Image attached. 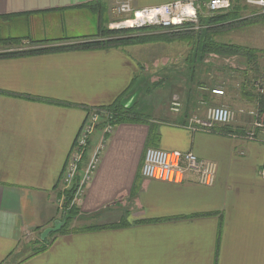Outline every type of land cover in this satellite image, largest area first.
<instances>
[{
  "label": "crops",
  "instance_id": "0c3cea01",
  "mask_svg": "<svg viewBox=\"0 0 264 264\" xmlns=\"http://www.w3.org/2000/svg\"><path fill=\"white\" fill-rule=\"evenodd\" d=\"M111 7L109 0H0V26L11 33L28 30L27 36L0 37V51L94 39ZM251 14L259 11L243 15ZM206 16L203 10L199 20ZM233 31L216 40L231 42ZM173 43L184 48L181 68L196 67L190 46ZM150 44L0 55V264H264L263 144L217 127L191 132L183 126L193 114L203 117L204 105L212 102L264 110V93L255 94L252 85L259 80L264 86V56L255 53L253 67L243 68L240 89L231 94L219 74L229 72L222 63L229 58L217 55L208 56L204 71L184 83L167 82L162 72L143 79L140 51ZM136 83L146 98L142 94L136 102L137 93L126 101ZM219 85L224 96H211L209 89ZM169 86L182 90L179 114L169 111ZM115 101L132 107L136 117L113 124L105 136V123L95 125L81 151L78 183L97 150L99 161L75 203L73 230L48 234L46 247L31 254L46 239L42 232L61 219V193L72 183L64 187L61 178L87 111ZM248 120L239 117L229 132L243 131ZM147 146L192 151L214 162V183L200 185L190 172L178 183L144 178ZM88 225L97 227L75 230Z\"/></svg>",
  "mask_w": 264,
  "mask_h": 264
},
{
  "label": "built area",
  "instance_id": "2783aa9c",
  "mask_svg": "<svg viewBox=\"0 0 264 264\" xmlns=\"http://www.w3.org/2000/svg\"><path fill=\"white\" fill-rule=\"evenodd\" d=\"M109 1L117 14V19L110 23L109 29L158 28L166 31L177 30L185 25L197 29L199 27V16L203 10L206 15H215L229 11L233 3L232 0H171L164 4L134 8L131 5L132 0ZM245 3L256 8L259 13L264 14V0H245ZM253 83L257 93L263 94L264 90L261 82L256 80ZM209 93L214 97H222L225 94L222 85L210 88ZM204 107L203 117L193 114L187 118L183 126L191 132L213 131L216 127L230 125L235 121L234 112L227 105L205 104ZM181 109V99L174 96L169 103V110L174 114H179ZM244 115L249 119L246 129L241 132L226 134L234 138L259 142L264 146V110L257 106L244 112ZM103 119L105 120V136L111 133L113 129L111 123L112 112L106 108L98 107L87 111L63 171L61 183L64 187L68 186L73 180L81 158V151L86 146L95 125ZM101 148L102 144L99 146V149ZM98 161L99 150L93 155L78 184L74 203L81 197L84 185L90 180ZM188 172L196 175L197 182L200 185L210 186L215 180L216 164L210 160L199 158L192 151L165 150L155 146L145 148L141 165V175L144 178L178 183L182 181L184 174ZM262 174H264V168Z\"/></svg>",
  "mask_w": 264,
  "mask_h": 264
},
{
  "label": "trees",
  "instance_id": "16d2710c",
  "mask_svg": "<svg viewBox=\"0 0 264 264\" xmlns=\"http://www.w3.org/2000/svg\"><path fill=\"white\" fill-rule=\"evenodd\" d=\"M231 9L227 12L207 15L204 17V24H201L197 29H193L188 25H185L177 30L166 31L158 28H142V29H124L115 30L107 27L101 28L97 37L91 40H81L71 42L68 44L36 47L23 50H13L0 52V55H24L33 53H42L50 51H59L74 48H93V47H105L111 45L126 46V45H137L146 43H157L163 42L166 44L173 43L175 41H183L190 46L189 55L192 58V62L197 63V66H191L187 68L188 79L196 76L202 72L201 67L205 59L210 55H217L219 57L230 58V57H245L248 63H253L255 52L253 49L248 48L244 45L233 43V42H221L216 40V36L239 28L242 25L253 24L254 22L261 21L264 14H251L250 16H244L243 5L241 0H232ZM204 71V70H203ZM106 108L112 112L111 123L115 124L121 121L132 120L136 117V114L132 113V107H125L120 101H115ZM105 123V121H103ZM102 122V124H104ZM105 125V124H104ZM220 133H229L228 125L218 127ZM154 136V135H153ZM152 136V137H153ZM78 177H74L72 183L67 189H63L61 193V216L64 215L65 223L56 232H51L50 236H54L58 233L70 232L73 228L70 224L73 219L79 216V208L74 203V196L78 187ZM95 225L83 226L81 229L95 228ZM46 238L42 244L33 246L31 254L37 253L43 250L48 243Z\"/></svg>",
  "mask_w": 264,
  "mask_h": 264
},
{
  "label": "rangeland",
  "instance_id": "374dc122",
  "mask_svg": "<svg viewBox=\"0 0 264 264\" xmlns=\"http://www.w3.org/2000/svg\"><path fill=\"white\" fill-rule=\"evenodd\" d=\"M241 4L243 5L244 9H247L246 12H242V14H250L254 11V7L252 6H248L245 3V0H241ZM112 8V15L110 16V19H108V21L105 22V27L108 28V26L110 25V23L114 22L117 19V14L116 12L113 10ZM57 16V15H56ZM199 25H200V20H199ZM12 35V36H27L28 35V30H27V26L26 27H22L20 29L14 30L12 33L9 32V30H7V28L5 26H0V37L7 39L8 35ZM37 37H40L39 35ZM229 41L237 43V44H241L244 45L248 48L253 49V51L257 54V56L262 55L264 56V21H258V22H254L253 24H247V25H242L239 28L234 29V31L232 33H230L228 35ZM27 44V43H26ZM32 44H27L28 48L31 46ZM0 46H1V42H0ZM183 45L179 44V43H171V44H164V43H154V44H150V45H146L142 48V51H140L141 54V62L143 63V70L145 72L142 73V77L143 79H147L148 76H150L151 74H153V76H156V72L159 73H165L166 74V79H168L167 82H172V79L175 78V80H179L180 83H184L186 80H188V76H187V70L186 69H182L180 66V60L181 57L183 55V50L184 48L182 47ZM22 46H15L11 49L14 50H23ZM35 48V47H34ZM3 49V48H2ZM8 50H3L0 52H6V51H13V50H9L10 48H7ZM143 58V59H142ZM215 58H211L209 59V61L213 62V63H218V61H215ZM248 60L245 57H231L229 58L228 61H224L222 60V63H226V66L230 69L229 72H225V74H223L224 72H221L219 74H221V76L223 75L225 78L224 81V87H229L231 88V90L233 91L231 94L237 92L240 87H239V78L241 76V71L243 70V68L246 66V68H251L253 67L252 63H248ZM166 68V69H165ZM165 69V70H163ZM181 70V71H180ZM203 71V70H201ZM220 72V70H218ZM205 75H203L202 77H204ZM220 84V83H218ZM254 83L252 82V85ZM263 85V83H261V86ZM223 87V85H222ZM264 88V86H262ZM225 88V89H226ZM256 87L253 86V89H255ZM169 89V90H168ZM168 92L171 91L170 95H171V99L174 96L179 97L182 100V90L178 91V90H172V88L169 86L167 87ZM264 90V89H263ZM132 94L128 95L126 97V101L130 100L133 95H137L136 98V102H138L140 100V98H146V93L144 91V89L142 88V86L139 83H136L135 85H133V89H132ZM256 91V89H255ZM166 91H164L163 93H168ZM264 93V91H263ZM154 94V91L151 90V95ZM255 94L260 95L259 93H257V91L255 92ZM222 98V97H221ZM170 99V101H171ZM236 99V97H235ZM141 102V101H140ZM219 102V101H218ZM215 105H219L217 104V102H215ZM142 104V102L140 103ZM213 104V102L211 103ZM222 105H225L223 103H220ZM257 107V105L255 106ZM255 107H250V108H242L241 106L239 107H235L231 108V110L234 112V118L235 120L238 119L241 116H245L244 112L249 111L251 109H254ZM182 110V109H181ZM170 111V110H169ZM171 112V111H170ZM181 113V111H180ZM101 121H105L104 119ZM100 122V121H99ZM235 122V121H234ZM63 216H61L62 219ZM59 219V220H61ZM77 219V218H75ZM75 219L72 220L75 221ZM71 222V223H72Z\"/></svg>",
  "mask_w": 264,
  "mask_h": 264
},
{
  "label": "water",
  "instance_id": "95a60500",
  "mask_svg": "<svg viewBox=\"0 0 264 264\" xmlns=\"http://www.w3.org/2000/svg\"><path fill=\"white\" fill-rule=\"evenodd\" d=\"M64 223H65V218H64V215H63V217H62L61 220H56V221L54 222V224H53L52 227L46 228V229L42 232V234H41V238H42V239H45V238L48 236V234H50L51 232H56V231H58V230L63 226Z\"/></svg>",
  "mask_w": 264,
  "mask_h": 264
}]
</instances>
